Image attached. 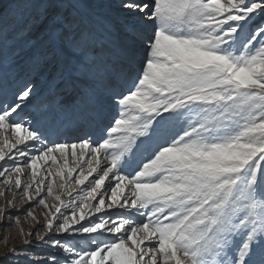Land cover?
I'll return each instance as SVG.
<instances>
[{"label":"snow or ice","instance_id":"6c2138e0","mask_svg":"<svg viewBox=\"0 0 264 264\" xmlns=\"http://www.w3.org/2000/svg\"><path fill=\"white\" fill-rule=\"evenodd\" d=\"M10 4L0 264H264V0Z\"/></svg>","mask_w":264,"mask_h":264},{"label":"rangeland","instance_id":"374dc122","mask_svg":"<svg viewBox=\"0 0 264 264\" xmlns=\"http://www.w3.org/2000/svg\"><path fill=\"white\" fill-rule=\"evenodd\" d=\"M9 6L12 7H16L15 4H10V0H0V8H8ZM37 82L41 87L45 86V81L38 75L37 76ZM58 163H60V161H58ZM74 166V165H72ZM27 171V169H26ZM75 177V174H74ZM30 179V177H29ZM91 179V177H90ZM5 186L3 184H0V189L4 188ZM73 187H79V186H75L73 185ZM13 192H16L17 190L15 188H13L12 190ZM63 199L67 200L69 199V197L67 196H63ZM7 199L11 200L12 199V193H9ZM5 203L4 198L0 197V207H2ZM17 207L21 210H23L24 208L28 207V201L27 200H17L16 201ZM6 211H13L12 209H6ZM120 211H124V210H113V209H109L108 212L112 215H116L117 212ZM125 214L127 215V212H125ZM14 215H18L20 216V225L23 227L25 232L28 231H32L34 230V228H38L39 225H30V218L26 217L25 215H20V213H14ZM34 215L37 216L38 220H42L43 219V211L41 207H37L35 208L34 211ZM0 237H4V238H10V244L14 247H20V237L16 235V226L13 224L12 227L10 228H5L3 225H0ZM7 249L5 248V243L3 240H0V256H3V253L6 251Z\"/></svg>","mask_w":264,"mask_h":264},{"label":"bare ground","instance_id":"6f19581e","mask_svg":"<svg viewBox=\"0 0 264 264\" xmlns=\"http://www.w3.org/2000/svg\"><path fill=\"white\" fill-rule=\"evenodd\" d=\"M107 183V182H106Z\"/></svg>","mask_w":264,"mask_h":264}]
</instances>
